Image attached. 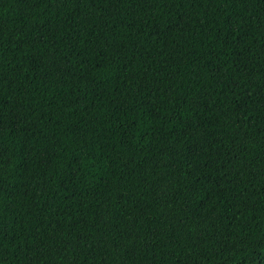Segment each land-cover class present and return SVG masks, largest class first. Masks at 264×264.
Wrapping results in <instances>:
<instances>
[{
	"label": "trees",
	"instance_id": "1",
	"mask_svg": "<svg viewBox=\"0 0 264 264\" xmlns=\"http://www.w3.org/2000/svg\"><path fill=\"white\" fill-rule=\"evenodd\" d=\"M0 264H264V0H0Z\"/></svg>",
	"mask_w": 264,
	"mask_h": 264
}]
</instances>
